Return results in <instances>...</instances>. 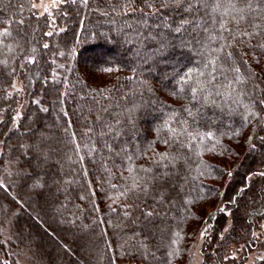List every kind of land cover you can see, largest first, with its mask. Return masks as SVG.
<instances>
[{
	"label": "trees",
	"instance_id": "trees-1",
	"mask_svg": "<svg viewBox=\"0 0 264 264\" xmlns=\"http://www.w3.org/2000/svg\"><path fill=\"white\" fill-rule=\"evenodd\" d=\"M124 3L69 0L50 28L29 0H0V30L11 33L0 44V262L20 264L28 221L50 240L34 245L44 264L184 263L205 228L203 264H224L233 245L243 246V264L257 246L264 0L227 16L213 0L190 10L134 0L125 12ZM16 80L23 93L11 92ZM133 176L143 190L128 191ZM57 233L74 249L53 242Z\"/></svg>",
	"mask_w": 264,
	"mask_h": 264
},
{
	"label": "snow or ice",
	"instance_id": "snow-or-ice-1",
	"mask_svg": "<svg viewBox=\"0 0 264 264\" xmlns=\"http://www.w3.org/2000/svg\"><path fill=\"white\" fill-rule=\"evenodd\" d=\"M68 2H69V0H29L31 8L37 10L38 16H46L48 18L50 28H55V20L53 18V16H54L53 10L55 9L57 11H60L62 9V7L65 4H67ZM79 2L84 6H87V4H88V0H79ZM145 2L147 3V0H145ZM71 3L75 4V3H77V0H71ZM131 3H134V0H126V3H124L121 6L122 10H124L126 12L128 5ZM168 3L175 4L176 6L184 5L185 10H190L193 7V5L203 6L202 0H164V4H168ZM224 4L227 5L228 10L221 12L222 16H227L229 14V11H233L236 13H243L246 9L255 10L256 7H261L258 3V0H213L212 11L213 12H219L221 10V6ZM238 5H240V6L238 7ZM148 6L153 7L154 5L149 4ZM113 11H115V6H113ZM61 15H66V13L61 11ZM233 19H236V17L234 16ZM239 19L243 20V19H245V17L241 14L239 16ZM5 23H7V22H5ZM19 23L22 24L23 21H19ZM186 23H188V21H183L182 24L175 29V31H177V32L181 31L183 24H186ZM220 28L223 31H229V32L231 31L230 29H227L226 21L224 23L220 24ZM60 31H63V29H60ZM53 34H54L53 31H49V32L45 33V35H47V36H52ZM10 35H11V33L8 31L7 28L0 30V44L3 43V37H7ZM242 35L252 36V35H259V33L244 32V33H242ZM211 38L215 39V37H211ZM257 46L260 48H264V43H258ZM44 47L47 48V47H49V45L45 44ZM220 50L223 51V48H221ZM231 55H232V53H227L228 57H231ZM29 62L34 63L35 61L30 60ZM209 64L215 65V60H210ZM229 70L234 71L236 73H239V71H240L239 68L235 67V66H233V68H231ZM104 71L110 72V71H112V69L111 68H105ZM188 75L191 76V73H189ZM212 79L213 80L215 79L214 75L212 76ZM185 82H188V81L186 80ZM242 82H243L242 79L239 76H237L232 83H242ZM198 83L201 84V89L206 87V85H204L203 82L198 81ZM13 87H15V85H13ZM231 87H232V84L231 83L228 84V88L231 89ZM17 91H20V89H17ZM196 91H197V89H195V88L192 89L193 95H195ZM36 103H39V101H36ZM260 103L264 104V100L260 101ZM45 111H46V109H45ZM185 111H187L189 113V115H192V112L190 109H185ZM250 115H256V114L250 113ZM169 130L172 131L173 134L176 136L185 134L183 132L176 133V131L174 129H171V128H169ZM188 135L191 136V134H188ZM203 135L207 138H212L214 134L212 132H207V133H204ZM74 136H75V134L73 133V137ZM260 139L264 140V137H261ZM252 147L255 148V145H253ZM77 148H79V144H77ZM210 150H212V149H210ZM168 158H169L168 154H166V153L161 154L160 160L157 161V163L159 164L160 162H162ZM173 159H175V157H173ZM164 167L166 168L167 165L165 164ZM128 171L131 173L134 171V169L130 167L128 169ZM142 171L150 172L151 169H142ZM258 174L264 175V173H258ZM229 175H231V173H229ZM0 187H5L2 182H0ZM113 187H115V185H113ZM138 189L143 190L141 188V185H140L139 181L137 180V178L135 176H133L132 177V184L130 185L128 191H136ZM121 195H124V193H121ZM220 211L224 212L225 209L221 208ZM125 215H129V213L127 211H125ZM146 215L151 216L152 213L148 212V213H146ZM226 230L227 229H225V231ZM207 231H208V229L205 228L204 231H202L200 233L202 238L205 236ZM177 235H179V234H177ZM221 239H223V236H221ZM171 254L172 253H169V255H171ZM229 258L235 259L236 258L235 254H233L231 257H225V259H229ZM0 264H5V262H0Z\"/></svg>",
	"mask_w": 264,
	"mask_h": 264
},
{
	"label": "rangeland",
	"instance_id": "rangeland-1",
	"mask_svg": "<svg viewBox=\"0 0 264 264\" xmlns=\"http://www.w3.org/2000/svg\"><path fill=\"white\" fill-rule=\"evenodd\" d=\"M55 11L56 10L54 9L53 13ZM13 85H15V87H12L13 88L11 90L12 93H18V94L23 93V84L20 81L16 80ZM17 89H20V91H17ZM19 115H20V110L18 111L17 116H16L18 120L20 119ZM37 132H40V131H37ZM211 209L212 207L211 205H209L207 208H205L204 213L206 214ZM32 212L37 213L45 221V223L49 225L47 218L44 215L40 214L37 211V209ZM9 219L10 220L7 224V227L5 228V234H4V237L6 239L11 238L12 236L11 232H12L13 223L11 220H13V218H9ZM30 219L32 220V217ZM28 222H29L28 224H24L23 235L25 237V240H27V243L28 242L30 243L29 244L30 246L25 244L24 248L20 247L21 257H19V262L20 264H44V263H40L37 260V256L34 253V245L38 246L37 243H42L43 245H45V243L50 242V240L49 239L47 240L46 238L42 237V235L38 233L37 230L32 227L31 221H28ZM230 227H231V220H229L228 226L226 228L227 229L226 232H228ZM163 229H164L163 227L157 228V230L159 231H162ZM203 238L201 237V235H199L194 241V243L192 244L190 255L188 256L187 261L184 263H177V264H203V254H202V248L204 245ZM52 240L53 242L64 241L68 243V241L65 240V238H63L58 233L56 234V237L52 236ZM255 240L257 241V246L255 247V249L250 251L248 257L245 258L243 264H259L262 260L264 261V220L261 223L259 230H257L255 234ZM68 244L70 245L72 249H74L70 241ZM243 253H244V250H243L242 245H233L232 247H230V249H228V252L225 257H231L233 254H235L236 258L235 259H231V258L225 259L224 264H240V262L242 261ZM64 261L68 262V259L65 258ZM129 264H138V263L130 262Z\"/></svg>",
	"mask_w": 264,
	"mask_h": 264
}]
</instances>
